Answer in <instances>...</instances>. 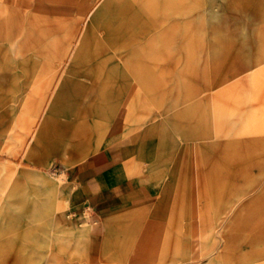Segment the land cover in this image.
<instances>
[{
  "label": "crops",
  "instance_id": "obj_1",
  "mask_svg": "<svg viewBox=\"0 0 264 264\" xmlns=\"http://www.w3.org/2000/svg\"><path fill=\"white\" fill-rule=\"evenodd\" d=\"M103 1L92 0L93 8L81 9V15L90 18ZM228 2L239 4L228 5V15L245 16L241 23L246 31L240 38L251 47L246 53L83 57L66 65L53 85L55 94H88L86 103L102 104L98 109L87 107L84 116H75L57 131L72 141L96 135L98 141L104 140L102 147L77 157L69 167L60 154L51 159L52 165L64 169L73 190L79 191L69 196L72 215L63 222L77 229L87 221V211L100 220L96 239L87 242V253L96 263L134 264L131 258L146 223L155 220L168 227L175 217L181 237L188 231L191 236L187 235L186 248L167 256L171 261L166 264H264V0ZM195 10L190 12V23H196ZM112 28L136 29L120 23ZM17 31L18 25L10 26L0 15V69L9 57H35L24 54L26 43L21 36L18 40ZM255 44L261 47L256 56ZM10 69H16L20 84L14 93H24L23 70ZM9 72L5 68V76ZM110 72L113 77L108 80ZM63 74L65 79L59 81ZM2 79L0 94H7L10 91ZM49 100L50 94L45 109ZM55 102L32 130L37 147ZM112 120L117 131L105 137ZM39 183L49 194L37 202L44 215L56 187L42 173ZM227 189L228 199L209 197L211 190ZM65 191H59V198ZM212 206H228L216 226ZM180 207L181 217L174 215ZM50 212L54 220V211ZM74 245L71 240L70 246Z\"/></svg>",
  "mask_w": 264,
  "mask_h": 264
},
{
  "label": "rangeland",
  "instance_id": "obj_2",
  "mask_svg": "<svg viewBox=\"0 0 264 264\" xmlns=\"http://www.w3.org/2000/svg\"><path fill=\"white\" fill-rule=\"evenodd\" d=\"M228 5L239 4H229L228 0H104L102 8L85 19L80 11L92 9V0H0L1 18L10 26L18 25V40L21 37L25 40L24 54H35V57H9L0 69L3 72L0 84L3 78V85L5 82L10 91L0 94V264L96 263L87 253V242L96 239L100 220L87 211V221L77 229L63 222L72 215L68 211L69 196L79 191L73 190L74 184L64 169L52 165L51 159L60 154L69 167L77 157L102 147L104 140L98 141L96 135L88 138L81 135L72 141L57 132L75 116H84L87 107L98 109L102 104L86 103L88 94L54 93L52 87L66 65L78 63L83 57H228V53H246L251 47L245 46L240 38L246 31L241 23L245 16L228 15ZM193 8L196 23L189 22ZM119 23L134 25L136 29L112 28ZM253 23L255 30L257 20ZM229 24L233 29H228ZM252 49L255 56L261 52L256 44ZM11 67L23 70L24 93H14L20 84L16 69L11 71ZM5 68L10 70L6 80ZM64 77L63 74L59 81ZM112 77L110 72L108 80ZM49 94L50 103L45 109ZM53 102L51 114L56 113V117L51 115L37 147L32 130L37 121L42 123L39 116L45 115ZM89 118L93 123L92 117ZM117 128L112 120L105 137ZM40 173L56 187V194L50 196L51 207L44 215H40L37 202H43L49 194L40 187ZM61 189L66 190L65 196L59 198ZM209 197L228 199V189L211 190ZM51 209L56 216L54 220ZM211 209L216 226L228 212V206ZM182 212L180 207L174 215L178 213L181 217ZM174 219L170 218L168 227L155 220L140 226L144 230L132 263L146 260L166 264L171 261H167L168 255L176 256L182 246L186 248L187 235L191 233L184 232L182 238ZM71 240L75 243L72 247ZM224 247H228V241Z\"/></svg>",
  "mask_w": 264,
  "mask_h": 264
}]
</instances>
